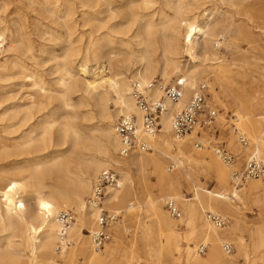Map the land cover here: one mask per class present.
Wrapping results in <instances>:
<instances>
[{"label": "rangeland", "instance_id": "obj_1", "mask_svg": "<svg viewBox=\"0 0 264 264\" xmlns=\"http://www.w3.org/2000/svg\"><path fill=\"white\" fill-rule=\"evenodd\" d=\"M6 2V6L0 10V31H3L5 42L1 55L6 53L13 61L7 64V76L0 79V188L13 179L25 183L28 190L32 186L40 189L43 196L48 197V194L58 196L60 182L50 170L51 166L56 163L62 165V168L66 166L73 171L94 158L104 159L107 163V166L101 167L99 171L109 167L114 169L121 178L115 162L105 156L102 150L108 146L113 158L118 159V150L112 146L113 136L107 133L109 128L107 124L109 123L113 128V123L119 116H113L107 120L100 114L95 101L98 95H101L100 92L106 88L101 87L95 92H86L80 83L83 76L78 66L83 57H87L90 73L92 68H96V71L98 69L103 70L104 73L108 71L112 75L119 73L125 75L127 80H131L132 74L141 67L138 58L139 51L144 46L139 44L143 38L141 27L149 17L143 19L139 17L141 0H113L111 4H107L105 0H99L98 6L91 2V7L76 8L73 14H66L64 10L48 4L45 0H6ZM158 2L162 5V12L165 14L158 9L155 18L157 19L161 13L160 16L167 20L164 18L165 15L172 12L165 4L167 0H158ZM184 2L191 8L185 18L191 19L195 16L198 22L216 23L215 33L209 46L218 51L221 61L215 64L205 62L203 68H207L205 71L207 81L200 78L195 80L194 86L200 81L207 82L210 104L215 107L218 116L212 127L197 129L179 138L187 140L195 152L194 155L192 154L194 157H190L189 165H186L187 173L182 171L187 182L181 180L176 193L182 202L194 201L203 207L201 215L204 219L205 212L208 211L207 199L210 196L216 198L218 202L211 200L215 208L211 211L227 216V224L223 228L227 235L224 236L223 233L220 237L232 247L226 254L221 246V253L225 256H233L236 264L259 263L258 261L264 260V188L249 190L246 188L248 184L257 180L235 182L228 178L226 170L228 186L225 188L219 185L209 168L208 159H216L223 167L213 149L224 148L236 157L234 169L242 167L250 158L244 155V150L249 146V150L258 147L260 157L264 156V149L260 144L264 133L260 139L257 138L259 141L253 142L244 132L249 145L243 147L238 142L237 134L231 127L232 124L236 126L238 122L234 121L238 109L227 101V96L231 94L232 99L234 92L242 91L244 94L260 97L264 106V0H184ZM109 7L113 15L108 10ZM183 23L184 20L178 22L177 36L180 43L184 32ZM168 31L165 33L167 34ZM165 33L158 29L157 36L160 37ZM220 35L223 37L217 39ZM200 36L196 34L195 44L201 42L202 35ZM217 40L218 45L215 44ZM11 42H13L12 48L8 50ZM161 45H158L160 49ZM93 47L99 49L96 65L93 64L95 61L92 55L88 54ZM157 52L161 50L158 49ZM178 63L181 69L192 65L183 50L178 55ZM219 65L226 70L221 87L213 82L209 74ZM235 70L245 74H240V78L245 81L242 84L243 88L239 91L235 90L236 84L233 82ZM154 76L162 80L164 84L174 83L176 78L175 76L164 80L158 72ZM70 77L78 83L73 88L69 87L72 84H68ZM107 91L106 106L111 111L115 107L113 99L116 94L112 87H107ZM213 94L216 95L215 100L212 98ZM42 95H44L42 98L44 107L36 112V106L32 105V102ZM63 98L68 100V104L62 103ZM3 110H6V113L1 115ZM38 121L41 123L39 124ZM67 125L71 130L64 135L63 128ZM44 127L48 128L47 136L44 140L38 141L37 145H30L29 148L16 151L12 148L13 145L24 142V137L28 134L35 139H40ZM237 128L240 130L238 126ZM196 142H200L203 147L201 149L195 147ZM144 153H153V149L149 146ZM165 159L168 174L176 175L178 170L181 171L171 158ZM37 161L43 162L38 178L43 186L36 184L35 179L27 172L21 174L16 172V169L20 168H33V164ZM229 171H231L230 167ZM98 172L91 177L90 188ZM132 178L137 185L136 195L132 199L126 198L121 202L118 223H123L125 211L128 214L135 213L138 204L140 205L139 215L125 219L124 226L127 230L123 233L120 244L115 237V227L111 228L109 243L97 253L105 256V249L115 245L118 247L115 248L114 256L107 259L105 264H172L174 257L177 256V253L171 254L174 241L168 242L163 237L161 230L154 223L155 216L150 214L147 208L148 197L157 194L159 183L150 170H147L145 174L134 171ZM194 181L198 182V187H193ZM258 181L264 185V177ZM33 200L32 196H26L28 204H32ZM166 201L163 204L164 210H166ZM223 201L226 202L227 207L221 206ZM128 202H132L133 205L129 206ZM176 206L179 209L177 203ZM68 210H71L75 216L74 207ZM166 212L168 213L167 210ZM181 217H183L181 212L179 217L171 216L177 224L174 237L178 244L192 246L194 238L188 235V227L183 222H178ZM145 229L148 230L149 235L143 239L140 233ZM223 229H217L216 232L219 233ZM88 231L83 229L85 234ZM14 234L11 242L12 258L4 264H26L29 261V247L26 239L19 231H15ZM205 243L208 244V242ZM72 247H75L74 243ZM72 247L68 251L73 249ZM208 248L209 244L204 252L198 254L199 257L204 258ZM157 249L158 255L155 256L153 254ZM62 261L59 259L57 263H78L75 259H69L65 263Z\"/></svg>", "mask_w": 264, "mask_h": 264}, {"label": "bare ground", "instance_id": "obj_2", "mask_svg": "<svg viewBox=\"0 0 264 264\" xmlns=\"http://www.w3.org/2000/svg\"><path fill=\"white\" fill-rule=\"evenodd\" d=\"M45 1L48 4H53L54 6H57V8L64 10L66 14H73L74 10L79 7H91V2L94 3L95 6L99 5V0ZM105 1L107 4H111L113 0ZM141 2L142 6L140 7L139 17L142 19L148 16L149 17L148 19H146L142 27L140 26L142 29L141 33L143 34V38L141 39V41H139V44L144 45L142 50H140L138 54V58L140 59L141 63L140 69L136 70V72L132 74L131 80H127L125 75L119 73L112 75L108 71L105 73L103 72V70L99 69L98 71H96V68H92V73H90L88 68V61L86 60L87 57H83V60H81V63L78 66V70H80V74L83 76L80 83L82 84L86 92H95L98 88L101 87L106 88L105 90L100 92L101 95H98L99 97H97L98 99L95 101V105L98 108L100 114L107 120L111 119L113 116L130 114H134L136 115L137 119H140V113L129 94V84L133 79L138 80L141 83H146L147 81L154 79V75L156 72H158L160 74V77L164 80H169L172 77L176 76L174 81L179 79L183 84L182 96L176 102L164 99L167 110L160 116L161 126L159 128V131L156 134L146 137V142L153 149V153H144V151H137L126 158L121 157L117 153L118 159H115L113 158L112 152L108 146L102 148L103 154L111 158L115 162V166L121 174V178L119 177L121 184L120 187L117 189H108L109 193L103 201V206H106L107 209L119 212L118 210L120 209L119 207L121 206V202L126 198L132 199L133 196L136 195L137 185L132 178L133 172L135 171L145 174L147 170H150V172L154 175L156 181L159 183V188L156 195L148 197L147 208L150 214L155 216L154 223L159 227V230H161L160 232L162 233L163 237L166 238L168 242L170 240L174 241V245H172L173 252L171 254L174 255L175 253H177V256L174 257V261L172 264H236V259L233 256H225L220 251L221 246L223 249V245L225 243L229 244L228 242L222 241V238L220 237V234L223 233L224 236L227 235V233L223 229L224 227H214L207 220L206 216L205 219L202 217L201 211L203 212V207H201L197 202L194 201L182 202L180 196L176 193V190L180 185V181H186L184 175L182 174V171L187 173L188 167L186 165H189L191 160L190 157H194L193 153L195 151L187 140L179 139L182 137H175L172 134L171 115L174 110L183 107L187 103V97L189 99L190 95L193 92V89L198 84L197 83L194 86L196 78L207 81L205 73L207 68H203L205 66V62L208 61L210 62V64H215L221 61V59H219L220 55L218 51L216 49L210 48L209 46V43L215 33L216 23L211 24L206 21L198 22L195 16L191 17V19L190 17L185 18L186 15H188L191 11V8L190 5L185 4L184 0H167V2H165L168 8L172 11L170 14L165 15L164 18H167V20H164L160 16L161 13H165L162 12V5L158 4L160 3L158 2V0H141ZM5 3H7L6 0H0V10L3 9V6H6ZM158 9H160L161 13L156 19L155 15ZM108 10H110L111 15H113V12L111 11L112 9L110 7L108 8ZM135 20L136 19L134 18V21ZM183 20L184 32L182 34V42L180 43L177 36V34H179L178 22ZM158 29H161L164 33L165 31H169L167 34L165 33L158 37ZM196 34H199V36L202 35V40L198 44L194 43ZM0 37L3 38L2 30L0 31ZM222 37L223 36L220 35L217 39H220ZM218 43L219 42L217 40L215 44L218 45ZM12 44L13 42L10 43L8 50H11ZM159 44L161 45V49L158 46ZM158 49L161 50V52L158 53ZM181 50L186 53L192 63L189 68L187 67L186 69H181L179 66L178 55L181 53ZM98 52L99 49L93 47L91 52L88 53L92 55V58L95 61V63L93 64L95 65L97 64L99 59ZM158 56L160 58H158ZM12 61L13 60L11 56L6 55V53L4 55H1L0 79L7 76V64ZM225 71L226 70H224L223 67L219 65L209 73L212 77L213 82L217 86H222V81L225 77ZM240 74L245 75L240 70L233 71V82L236 84V91H239V89L243 88L242 84L245 81V79L240 78ZM88 75L91 77L88 78ZM86 76L88 77L86 78ZM69 79L70 81L68 84H72L71 86H69L70 88H73L74 86H76V84H78L76 83V80L72 79V77H70ZM200 82H204L208 86L207 82ZM107 87H112L116 94L115 99H113L115 107L111 111L108 110L106 106V102L108 99ZM150 95L158 97L161 95V92L158 90V88H154L151 90ZM230 95L227 96V101H229L230 104L235 105V107L238 109V111H236L235 113L236 117L234 119V121H238L237 123L235 122L236 126L235 124L234 126L236 128L237 126L240 128V130H238L237 128V132L247 133L249 135V138H251L253 142L259 141L257 140V138L260 139L262 133H264V106L262 105V99L257 95L255 96L253 94H244L242 93V91H239L238 93L234 92L232 99ZM43 96L44 95L40 96L38 100H34L32 102V105L36 106V112H39L41 108L44 107L42 103ZM212 98L213 100H215L216 95L213 94ZM62 103L66 105L68 104V100L66 98H63ZM14 109H16V107ZM5 113L6 110H3L1 112V115H4ZM217 116L218 114L216 115V119ZM216 119L213 125H215ZM40 123L41 122H39V124ZM107 125L109 126L107 133L113 136L112 146L114 147V149L118 150L120 146L119 138L114 133L113 128L110 127V124L108 123ZM70 130L71 128L68 125L65 126L63 128V134L66 135ZM47 131L48 128L44 127L42 130V137L40 139H35L28 134L24 137V142L13 145L12 148H14L16 151L19 149L27 148L30 145H37L38 141L44 140V138L47 136ZM260 144L264 149V138L262 139ZM247 148L248 149L244 150V155L264 158V156L260 157V150L258 147H254L251 150H249L250 146ZM213 150L215 156L219 159L215 152L216 148ZM168 157L171 158L174 161V164L178 165V167L181 169V171H177L176 175H170L167 173V169L165 167V158ZM220 162L222 163L224 168L216 159H208L209 168L213 172L217 183L226 188L228 186L225 177L226 172L228 174V178L230 179L231 171H229V167L226 166L222 161ZM42 165V161H37L33 164V168H20L16 169V172L18 174L27 172L35 179L36 184H40L41 186H43L41 180L38 179ZM106 166L107 163L105 162V160L98 158L91 159L87 163L80 166L79 169L73 171L68 167L66 168V166L62 168V165L60 166L59 164L54 163L51 166L50 170L55 174L56 178L60 182V193L58 196H55L53 194H48V197L43 196L40 189H35L32 186L28 190V186L25 183L13 179L9 180L5 186L1 187L0 263H7L12 258L13 253L11 242L12 238L15 236V231L21 232V234L26 239L27 246L29 247V261L26 264H58L57 260L59 259H62V262L64 263L69 259H75L78 262L77 264H105V261L107 259H111L114 256L115 248H117L118 246H108L107 249H105V256H100L97 253L100 251H95L92 247L89 233H83V229L92 231L93 227H95V216L97 214L96 210L88 209L85 207L83 196L87 193L89 194L91 191V177L95 173H97L101 167ZM256 180L257 181L248 184L246 188L249 190L264 188L263 183L261 184L258 181L261 179ZM192 183L193 187H198V182L194 181ZM187 185L189 186L188 183ZM246 188L244 189L246 190ZM27 195L33 197L34 200L32 204L27 203ZM166 199L173 200L174 202L176 201L180 209L179 211L183 213V217H181L178 222H183V224L188 227V235L194 238V245H180L176 242L174 236L177 232V224L176 221L173 220L168 214L169 212L167 213L166 210H164L163 204ZM211 200H213V202H218L216 198H212L210 196L209 199H207L208 211L215 209L211 204ZM218 204H220V202ZM128 205L130 206L133 204L132 202H128ZM221 206L227 207L226 202H221ZM71 207H74L76 211L74 219L75 222L73 221L67 230L68 238L71 241L72 245H70L66 249H62L61 251H56L55 239L57 241V230L59 227V224L57 222V214L59 211L68 210V208L70 209ZM139 208L140 205L138 204L135 213L131 214H128V212L125 211L126 213L122 218L123 223L119 224L117 222L111 227H115V237L117 238L118 244H120L121 242L123 233L125 232V230H127V228L124 226L125 219L133 216H138ZM217 229H223V231H219V233H217ZM148 235L149 232L146 229L142 230L140 233V237H142L143 239L147 238ZM205 242H208L209 244L208 253L204 258H201L198 255L200 254L198 249L200 244H205L207 246L208 244ZM73 243L75 247H72ZM108 243L109 242H107L106 244ZM71 247L73 249L68 251ZM158 251V249L155 250L153 255L157 256ZM258 262L259 263L254 264H264V260Z\"/></svg>", "mask_w": 264, "mask_h": 264}, {"label": "built area", "instance_id": "obj_3", "mask_svg": "<svg viewBox=\"0 0 264 264\" xmlns=\"http://www.w3.org/2000/svg\"><path fill=\"white\" fill-rule=\"evenodd\" d=\"M4 40L0 37V55L3 51ZM183 84L181 80L174 83L164 84L162 80L154 78L146 83L132 80L129 84V94L140 113V119L136 115H120L113 123V130L119 138L120 146L118 154L126 158L137 151H146L149 145L146 137L156 134L161 126L160 116L167 110L164 99L172 102L178 101L182 96ZM158 88L161 95L151 96V90ZM208 86L200 82L193 89L187 103L172 112L171 132L175 137H183L194 130L210 128L213 126L217 111L210 104ZM232 130L237 134L238 142L246 147L249 140L244 133H238L237 128L232 124ZM195 147L201 149L200 142ZM219 159L231 168V178L235 182L256 180L264 177V158L250 157L240 168H234L236 157L224 148L215 150ZM118 173L112 168H103L95 176L91 191L84 197V205L88 209L96 210L95 227L89 231L92 247L95 251H102L103 247L111 239L110 228L120 219V213L107 209L103 201L108 195V189L120 187ZM166 210L173 217H179L180 211L173 200L165 203ZM207 220L216 228H223L227 224V216L218 212L207 211ZM74 213L71 210H61L57 214L59 224L57 230L56 251L68 248L72 243L68 238V228L74 221ZM205 244H200L199 253L204 252ZM230 244L225 243L223 250L226 253L231 251Z\"/></svg>", "mask_w": 264, "mask_h": 264}]
</instances>
